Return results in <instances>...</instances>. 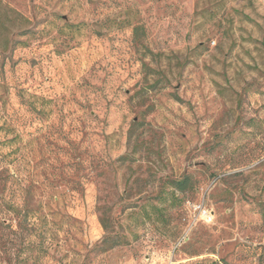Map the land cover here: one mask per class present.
Instances as JSON below:
<instances>
[{
  "label": "rangeland",
  "instance_id": "rangeland-1",
  "mask_svg": "<svg viewBox=\"0 0 264 264\" xmlns=\"http://www.w3.org/2000/svg\"><path fill=\"white\" fill-rule=\"evenodd\" d=\"M0 264H264V0H0Z\"/></svg>",
  "mask_w": 264,
  "mask_h": 264
},
{
  "label": "trees",
  "instance_id": "trees-1",
  "mask_svg": "<svg viewBox=\"0 0 264 264\" xmlns=\"http://www.w3.org/2000/svg\"><path fill=\"white\" fill-rule=\"evenodd\" d=\"M173 183H174L177 190L183 192V191L188 189L189 184H190V179H189V177H185L181 180H176Z\"/></svg>",
  "mask_w": 264,
  "mask_h": 264
},
{
  "label": "built area",
  "instance_id": "built-area-1",
  "mask_svg": "<svg viewBox=\"0 0 264 264\" xmlns=\"http://www.w3.org/2000/svg\"><path fill=\"white\" fill-rule=\"evenodd\" d=\"M203 216H204V218H209V220L208 221H211L212 220V217H211V215L207 212V211H204L203 212Z\"/></svg>",
  "mask_w": 264,
  "mask_h": 264
}]
</instances>
